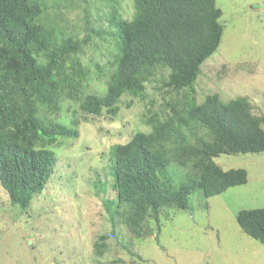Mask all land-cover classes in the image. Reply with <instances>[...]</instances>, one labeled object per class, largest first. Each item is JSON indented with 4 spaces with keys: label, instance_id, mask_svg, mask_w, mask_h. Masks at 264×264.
Segmentation results:
<instances>
[{
    "label": "trees",
    "instance_id": "obj_1",
    "mask_svg": "<svg viewBox=\"0 0 264 264\" xmlns=\"http://www.w3.org/2000/svg\"><path fill=\"white\" fill-rule=\"evenodd\" d=\"M108 1V11L96 8L93 19L85 9L76 34L48 16L46 0H0V185L12 204L26 209L56 175L55 150L78 135L77 107L84 117H115L120 103L146 105L150 130L109 151L113 194L102 204L110 231L96 236L92 250L100 259L111 237L131 251L119 227L141 238L150 219L187 208L191 193L208 197L247 181L245 169H222L217 157L264 151V115L252 112L246 96L224 102L207 93L197 101L201 65L223 34L216 0H129V18L120 15L119 0ZM95 36L112 46L105 63L82 58ZM92 78L102 93L84 92ZM151 83L158 102L147 93ZM171 163L189 168L185 179L170 177ZM235 219L264 244V207L240 210Z\"/></svg>",
    "mask_w": 264,
    "mask_h": 264
},
{
    "label": "rangeland",
    "instance_id": "obj_2",
    "mask_svg": "<svg viewBox=\"0 0 264 264\" xmlns=\"http://www.w3.org/2000/svg\"><path fill=\"white\" fill-rule=\"evenodd\" d=\"M46 1L48 16L76 34L84 27L85 9L93 19L96 8L108 11L110 2L87 0L71 6L75 0ZM58 5L60 18L54 17ZM216 5L223 34L217 50L201 65L197 101L207 93H218L224 102L246 96L252 112L264 115V0H216ZM117 7L121 16L132 15L129 0H119ZM95 43L86 49L84 61L111 59V44L97 36ZM101 85L92 78L84 92L102 93ZM153 85L147 84V93L158 102ZM145 106L136 99L129 107L120 103L115 117L105 111L84 117L75 105L78 135L65 138L55 150L56 175L30 205L23 210L12 204L0 185V264H264V244L245 234L235 219L240 210L264 207V151L217 157L222 169H245L247 181L208 197L199 190L191 193L187 208L170 209L159 221L150 219L149 233L141 238L131 237L121 226L116 234L131 240V251L111 237V249L102 259L92 255L96 236L110 231L102 204L113 194L110 148L137 131L150 130ZM151 107L162 110L157 103ZM169 171L177 181L186 178L189 168L171 163Z\"/></svg>",
    "mask_w": 264,
    "mask_h": 264
}]
</instances>
